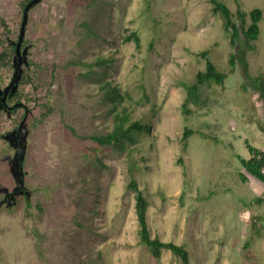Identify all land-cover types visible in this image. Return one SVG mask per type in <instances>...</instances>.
Segmentation results:
<instances>
[{
    "label": "rangeland",
    "instance_id": "374dc122",
    "mask_svg": "<svg viewBox=\"0 0 264 264\" xmlns=\"http://www.w3.org/2000/svg\"><path fill=\"white\" fill-rule=\"evenodd\" d=\"M149 1L147 10L146 0H105L81 19L66 7V0H42L30 9L26 59L64 71L60 77L56 73L53 79H42L35 91L26 85L20 89L22 96L39 103L50 95L55 105L45 109L44 117L40 104H25L10 93L7 107L21 106L8 109L11 112L0 107V132H9L12 149L21 144L23 167H28L20 181L16 157L9 158L0 183L11 184L16 197L42 185L40 193L48 196V203L41 221L45 218V224L60 229L50 240L52 264H181L167 250L155 259L138 243L134 194L126 189L131 155L139 167L133 178L149 203L152 237L184 245L188 264H264V201L254 202L264 199V185L252 177L246 183L239 178L240 160L250 157L247 145L264 153L259 97L242 90L237 67L230 72L232 50L209 0ZM221 1L232 13L239 7L246 14V27L249 13L261 12L255 49L246 58L249 74L264 78V0ZM19 8V0H0V17L13 38L21 21ZM131 32L138 34L139 48L124 41ZM203 51L217 71L226 74L224 85L212 86L200 107L185 117L181 86L204 69L205 60L199 56ZM100 58L112 59L106 80L128 92L132 117L150 130L124 152L102 149L87 156L65 125L78 137L105 127L102 92L93 78H78L88 68L98 74L100 68L93 63ZM8 83L0 82V99ZM23 112L30 119L23 122L17 143L15 124L22 122ZM185 127L196 132L182 153ZM6 192L0 189V195ZM6 199L8 206L11 200ZM251 217L258 220L253 223ZM40 218L36 213V224ZM4 219L9 230L0 236V264H15L23 257L18 253L25 240Z\"/></svg>",
    "mask_w": 264,
    "mask_h": 264
},
{
    "label": "trees",
    "instance_id": "16d2710c",
    "mask_svg": "<svg viewBox=\"0 0 264 264\" xmlns=\"http://www.w3.org/2000/svg\"><path fill=\"white\" fill-rule=\"evenodd\" d=\"M28 1L29 0H19V10L21 15L23 8ZM238 1L239 0H234L237 4ZM40 2L38 4H40ZM104 2L105 0H66V7L70 8L71 11L76 10L75 12L78 15L76 16V19H81L82 17H86L88 11H95V9L101 7ZM209 3L212 15L219 17L221 20L222 28L228 38L229 46L232 50L228 59L230 72H233L237 67L242 78V90L251 91L259 97L263 114V124H258V127L260 131L264 133V78L262 75L252 77L249 74L248 62L246 58L247 53L252 52L255 49L253 42L257 40L259 35L258 23L261 19V12L256 9L252 10L249 13L251 23L246 27V14L240 10L239 7L235 13H232L221 0H209ZM146 4L147 10H149L150 1L146 0ZM20 23L21 21L18 24V33ZM82 24L83 23L81 21L78 25L82 26ZM17 38V34L14 38L12 37L11 32L7 29L6 21L0 17V82H3L4 80L9 82L12 78V74L14 73L16 63L15 44L17 42ZM124 41H132L136 48H139L140 46V38L136 32H131L124 38ZM28 45L29 39L26 37L25 32L20 49L23 61L19 69V77L9 93L12 94V96L17 95L23 98V102L25 104L34 103L37 106L40 104V106L43 107L41 116L44 117L47 114L45 109L54 104L52 102L53 100L51 101L50 95L49 98L47 96L45 103H39L38 99L32 98L27 94L26 96L23 94L25 97L22 96L20 89L23 88L22 85H26L35 91L39 87H42L39 85L42 84V79H53L55 77L54 74L56 73L60 77L64 70L61 71V67L57 65H52L50 67L27 60L26 51ZM199 56L205 60L204 69L202 71H197L191 82L183 83L181 86L184 97L180 105V109L182 115L185 117L192 115L194 108L200 107L203 94L211 90L212 86L224 85L226 77L225 73L217 71L216 66L208 60V51L201 52ZM111 62L112 59L100 58L93 63L96 67L100 68V70L97 71L98 74L88 68L86 72L81 73L78 77L81 78V80L93 78L92 83L98 87L99 91L102 92L99 102L104 107L103 111L108 118L105 127L100 132L78 137L72 128L65 125L69 133L76 136L75 138L78 139L82 148L88 151L85 152L87 156H89V153H96L102 149H110L112 152H124L127 147L135 145L139 138L141 136L143 137L150 130L149 126L143 122V120L134 119L132 117L131 114L133 113L134 108L131 96L128 92L121 91L117 85H114L110 80H106L107 70L109 69V63L111 64ZM47 71L48 74H44ZM141 88H143V86ZM143 96L145 100H148L146 99L145 93ZM10 99L11 98L8 97L6 101L8 102ZM0 107L6 109L2 105L1 101ZM63 114L64 113L61 112V115ZM24 115L25 113L23 112L22 118H24ZM29 119L30 114L27 115L25 120L28 121ZM18 127L19 121L15 124L16 132ZM195 132L196 131L187 127L184 128L181 136L182 153L185 152L188 137ZM197 133L205 139L208 138L201 132L197 131ZM7 134H9V132H0V182L2 181V177L5 176L3 174L9 169L8 159L14 156L16 157L17 171L21 181L23 178L22 176L25 175L26 169L28 168L23 167V160H25V158L22 156V150L24 152L25 150L20 147V144H18L16 148L12 149ZM18 141L19 138H16L15 142L19 143ZM247 147L250 157L247 160H240L242 170L239 174V178L243 183H246L248 177H252L264 185V174H262V170L264 169V153L251 146L247 145ZM129 156L130 160L127 167L128 182L126 183V189L132 191L134 194V214L137 224L138 243L147 250L151 257L155 259H159L161 257L162 250H167L181 264H188L189 253L185 249L184 245H176L172 242H163L158 238L151 236L147 223V209L149 203L147 201V197L143 194L142 190L133 178L134 171L139 168L137 160H132L131 155ZM179 162H181V160H179ZM10 186L11 184L1 185L0 183V189L3 188V190L6 189L7 191L5 195H0V236L5 234L3 230H9V228L6 227L7 225H5L7 220L4 218L6 217L11 226V231L14 228L18 232L17 235L20 236L21 234L24 237L25 247H23V249L19 248L20 252L18 253L23 257L21 260H16L15 264H52L50 258L54 255V253L51 251L50 240L52 234L59 235L60 229L58 230V228H55L50 223L45 224V218L41 221L43 219L44 204L48 203V196H43L42 193H40L43 188L42 185L37 184L33 187H28L22 191L20 195H18L17 191V197L16 192L12 193L14 188L10 189ZM46 188L49 187L47 186ZM7 197L11 200L9 201L8 206L5 205ZM262 201H264V199L261 197H257L254 200L255 203H260ZM36 213L41 215L38 224H36ZM76 217L75 213H70L71 221H73L74 218L76 219ZM251 219L253 223L256 222L255 220H258L257 217L254 219L251 217ZM30 222L32 223L30 225V229H27V223ZM73 223L76 224L75 221H73ZM77 226L81 227L80 224ZM252 226L254 227V224H252ZM63 238L64 237L61 239Z\"/></svg>",
    "mask_w": 264,
    "mask_h": 264
},
{
    "label": "water",
    "instance_id": "95a60500",
    "mask_svg": "<svg viewBox=\"0 0 264 264\" xmlns=\"http://www.w3.org/2000/svg\"><path fill=\"white\" fill-rule=\"evenodd\" d=\"M40 1L41 0H29L28 3L24 6L23 11H22L21 23H20V27H19L18 38H17V42L15 44V58H16L15 69H14V73L12 74V78L9 81L8 85L3 88V90H2V97L0 99L2 105L6 109L12 110L14 108H17V107H20L21 106V104H16V105H14L12 107H7V105H6V99L8 97L9 91L11 90L12 86L14 85V83L18 79L19 69H20V66H21V63H22V54H21L20 49H21V44H22L23 38H24L25 27H26V24H27L28 12H29V10L33 6L37 5ZM26 115H27V113H25V116H24L22 122L19 124L18 131L16 133V138H18V136H19V132H20V130L22 128L23 122L26 119Z\"/></svg>",
    "mask_w": 264,
    "mask_h": 264
},
{
    "label": "built area",
    "instance_id": "2783aa9c",
    "mask_svg": "<svg viewBox=\"0 0 264 264\" xmlns=\"http://www.w3.org/2000/svg\"><path fill=\"white\" fill-rule=\"evenodd\" d=\"M262 174H264V169L262 170Z\"/></svg>",
    "mask_w": 264,
    "mask_h": 264
}]
</instances>
